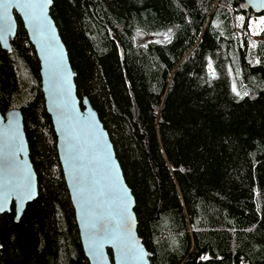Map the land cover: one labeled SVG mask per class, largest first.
Wrapping results in <instances>:
<instances>
[{
	"label": "trees",
	"instance_id": "trees-1",
	"mask_svg": "<svg viewBox=\"0 0 264 264\" xmlns=\"http://www.w3.org/2000/svg\"><path fill=\"white\" fill-rule=\"evenodd\" d=\"M244 0H52L80 100L113 144L150 264H264V28ZM243 17L240 34L234 18ZM0 113L20 110L38 197L0 216V264H89L20 19ZM111 259V252L108 251Z\"/></svg>",
	"mask_w": 264,
	"mask_h": 264
},
{
	"label": "water",
	"instance_id": "water-1",
	"mask_svg": "<svg viewBox=\"0 0 264 264\" xmlns=\"http://www.w3.org/2000/svg\"><path fill=\"white\" fill-rule=\"evenodd\" d=\"M52 4V0H0V47L11 51L17 16L39 62L44 106L88 263L150 264L137 233L135 199L108 132L88 99L80 102L77 96L68 53L50 15ZM241 9L260 14L264 0H244ZM37 197L22 114L18 109L0 113V216L13 207L18 223Z\"/></svg>",
	"mask_w": 264,
	"mask_h": 264
},
{
	"label": "rangeland",
	"instance_id": "rangeland-1",
	"mask_svg": "<svg viewBox=\"0 0 264 264\" xmlns=\"http://www.w3.org/2000/svg\"><path fill=\"white\" fill-rule=\"evenodd\" d=\"M264 16L260 17H253L250 18L248 21L247 27V39L249 41V48H248V61L252 64H256V58L254 57V48L256 43L259 41V33L264 28ZM243 24V17L237 16L234 18V30L238 34H240V30Z\"/></svg>",
	"mask_w": 264,
	"mask_h": 264
},
{
	"label": "snow or ice",
	"instance_id": "snow-or-ice-1",
	"mask_svg": "<svg viewBox=\"0 0 264 264\" xmlns=\"http://www.w3.org/2000/svg\"><path fill=\"white\" fill-rule=\"evenodd\" d=\"M50 2H51V0H48V3H50ZM26 6H28V5H26ZM262 22H264V21H262ZM0 210H3L2 206H0Z\"/></svg>",
	"mask_w": 264,
	"mask_h": 264
}]
</instances>
